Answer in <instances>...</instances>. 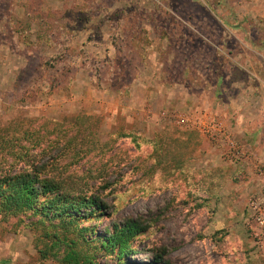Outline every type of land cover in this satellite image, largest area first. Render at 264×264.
<instances>
[{
    "label": "rangeland",
    "instance_id": "rangeland-1",
    "mask_svg": "<svg viewBox=\"0 0 264 264\" xmlns=\"http://www.w3.org/2000/svg\"><path fill=\"white\" fill-rule=\"evenodd\" d=\"M241 2L0 0V139L87 127L90 152L57 172L105 202L93 238L136 223L126 264H264L245 228L264 164V17ZM185 116L218 122L249 160H224ZM8 152L0 169L22 166ZM11 226L0 264H54L38 232Z\"/></svg>",
    "mask_w": 264,
    "mask_h": 264
},
{
    "label": "trees",
    "instance_id": "trees-1",
    "mask_svg": "<svg viewBox=\"0 0 264 264\" xmlns=\"http://www.w3.org/2000/svg\"><path fill=\"white\" fill-rule=\"evenodd\" d=\"M87 129L75 131L55 124L44 127L43 134L21 130L12 139H0V152L11 151L8 155L14 156L13 161L22 163L0 169V221L15 225L13 233L21 228L38 232V241L46 242L38 252L42 260L100 264V258L112 257L116 264H126L129 242L141 231L136 223L127 221L112 234L93 238L96 230L86 224L102 215L105 202L86 195L68 176L57 172L64 156L79 160L90 152L82 147L94 142L91 133L83 134ZM132 142L138 146L136 138ZM149 264H161L160 258Z\"/></svg>",
    "mask_w": 264,
    "mask_h": 264
},
{
    "label": "built area",
    "instance_id": "built-area-1",
    "mask_svg": "<svg viewBox=\"0 0 264 264\" xmlns=\"http://www.w3.org/2000/svg\"><path fill=\"white\" fill-rule=\"evenodd\" d=\"M185 122L193 128H198L201 131V136L215 144L220 145L221 156L226 161H243L249 160L250 154L239 147L235 142H224L228 140L222 126L211 120L210 122L200 123L198 117H184ZM252 162V161H250ZM254 173L262 180L261 186L253 192L246 203L245 207V228L248 235L253 240L255 245L264 250V164L258 160H254Z\"/></svg>",
    "mask_w": 264,
    "mask_h": 264
},
{
    "label": "crops",
    "instance_id": "crops-1",
    "mask_svg": "<svg viewBox=\"0 0 264 264\" xmlns=\"http://www.w3.org/2000/svg\"><path fill=\"white\" fill-rule=\"evenodd\" d=\"M244 1V2H241ZM246 0H240L241 3H245ZM250 5L254 6L255 14L259 17H264V0H248Z\"/></svg>",
    "mask_w": 264,
    "mask_h": 264
}]
</instances>
